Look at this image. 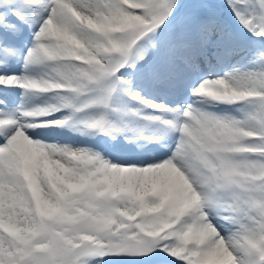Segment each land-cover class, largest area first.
<instances>
[{
  "label": "snow or ice",
  "instance_id": "snow-or-ice-1",
  "mask_svg": "<svg viewBox=\"0 0 264 264\" xmlns=\"http://www.w3.org/2000/svg\"><path fill=\"white\" fill-rule=\"evenodd\" d=\"M0 264H264V0H0Z\"/></svg>",
  "mask_w": 264,
  "mask_h": 264
}]
</instances>
